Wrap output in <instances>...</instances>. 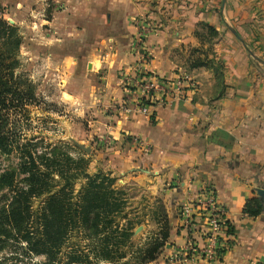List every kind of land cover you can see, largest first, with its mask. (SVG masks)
Returning <instances> with one entry per match:
<instances>
[{"label": "crops", "instance_id": "crops-1", "mask_svg": "<svg viewBox=\"0 0 264 264\" xmlns=\"http://www.w3.org/2000/svg\"><path fill=\"white\" fill-rule=\"evenodd\" d=\"M73 20V28L81 23L80 54L64 55L104 82L95 85L97 105L86 110L95 116L91 151L104 144L101 166L124 184H142L169 222L168 243L146 264H264V210H242L248 199H264L256 193L264 189V0H95ZM142 22L151 27L140 43L143 60L134 47ZM122 73L131 80L184 76L195 86L154 101L150 114L124 113L120 104L138 88L126 81L129 90L121 89ZM205 187L226 210L230 246L216 260L183 261L179 206Z\"/></svg>", "mask_w": 264, "mask_h": 264}, {"label": "rangeland", "instance_id": "rangeland-1", "mask_svg": "<svg viewBox=\"0 0 264 264\" xmlns=\"http://www.w3.org/2000/svg\"><path fill=\"white\" fill-rule=\"evenodd\" d=\"M94 8L95 0H0V15L16 27L21 40L15 55L18 61L16 74L25 78L33 90L32 103L25 106L26 110L21 115L11 113L10 123L13 122L14 126H11L21 142H36L37 147L42 149L57 147V151L74 160L82 159L85 173L88 175L102 171L108 177H114L113 187L122 191L125 216L131 222L132 234L126 239L105 233L91 238L83 232L74 231L67 240L65 239L53 261L45 254L30 252L21 241L1 240L0 264H64L72 252L82 257L84 263L81 264H104L100 256L104 251L101 242L103 235L111 237V246L108 249L112 256L126 253L124 259L115 261L116 264H138L137 259L142 252L159 236L162 223H156L165 217L164 210L160 207L162 205L155 203L152 197L145 194L146 190L142 184H124L115 174L112 175L102 167L103 160L99 155L104 149V144H96L95 153L91 151L86 154L65 139L66 135L70 134L81 143L89 145L97 139V136L89 133L95 116L86 110L92 103L97 105V97L101 92L95 85L102 89L104 82L89 72L83 73L84 63L77 64L75 55H64L80 54V49L74 41L81 23L76 21L75 28L71 25L76 15L87 13ZM118 79L121 89L129 90L130 86L124 83L126 79L130 80L129 74H119ZM86 90L85 97H67V94L82 93ZM122 100L126 102L128 99L124 97ZM138 140L135 138L134 142L141 145ZM99 141L102 142L103 139L99 138L96 143ZM16 161L15 155L9 159L1 158L0 172L5 166ZM54 178L57 189L64 181L58 175ZM86 181L84 176L78 175L71 183L73 197H77ZM45 196L34 199L33 207L42 206ZM118 221L122 225L125 224L124 219L119 218ZM138 226H141L140 230L134 232ZM167 243L168 241L161 251Z\"/></svg>", "mask_w": 264, "mask_h": 264}, {"label": "trees", "instance_id": "trees-1", "mask_svg": "<svg viewBox=\"0 0 264 264\" xmlns=\"http://www.w3.org/2000/svg\"><path fill=\"white\" fill-rule=\"evenodd\" d=\"M209 29L215 34L213 28ZM20 42L16 27L0 15V159H9L12 155L17 158L0 172V241H21L30 252L45 254L53 261L65 239L74 231L91 238L101 233L124 239L130 237L132 227L125 216V199L121 196L122 191L113 187L114 177H108L102 171L88 175L82 159L74 160L57 151V147L42 149L36 142L18 139L10 115H21L33 100L31 85L16 74L18 61L15 55ZM191 66H205V63L194 62ZM56 175L64 181L57 189ZM78 175L87 181L75 198L71 183ZM43 195L46 196L42 206L34 208L33 200ZM242 210L248 216H256L264 210V199L252 197ZM119 218L125 220L124 225ZM169 228V222L163 217L159 236L140 253L138 264L152 262L158 257L169 237ZM103 236L104 251L100 256L104 264H116L117 259H124L125 252L112 256L108 249L111 237ZM77 254L70 253L64 264L84 263Z\"/></svg>", "mask_w": 264, "mask_h": 264}, {"label": "built area", "instance_id": "built-area-1", "mask_svg": "<svg viewBox=\"0 0 264 264\" xmlns=\"http://www.w3.org/2000/svg\"><path fill=\"white\" fill-rule=\"evenodd\" d=\"M150 29L147 23L142 22L134 40V47L142 60L146 56L141 51L140 43L150 34ZM132 80L126 79L127 82L136 85L138 92L131 96L129 103L120 104L119 107L124 113L135 110L150 114V106L154 101L169 102L173 93H180L185 86H195L184 76H176L171 81L155 77ZM225 214V208L218 202L211 187L200 189L194 199L183 202L179 206L176 224L184 241L182 249L177 253L178 257L183 261L194 259L212 261L222 257L230 246L229 225ZM249 264L259 263L252 261Z\"/></svg>", "mask_w": 264, "mask_h": 264}, {"label": "water", "instance_id": "water-1", "mask_svg": "<svg viewBox=\"0 0 264 264\" xmlns=\"http://www.w3.org/2000/svg\"><path fill=\"white\" fill-rule=\"evenodd\" d=\"M65 139L72 143L75 147L82 150L84 153L88 154L91 152V145L89 144H83L80 141H78L76 138H74L72 135L67 134ZM256 193L262 197L264 196V189L263 188H257ZM141 226H138L134 232H138L140 230Z\"/></svg>", "mask_w": 264, "mask_h": 264}]
</instances>
